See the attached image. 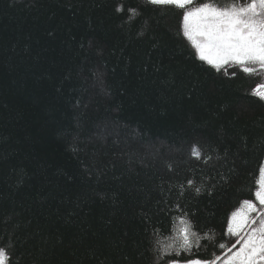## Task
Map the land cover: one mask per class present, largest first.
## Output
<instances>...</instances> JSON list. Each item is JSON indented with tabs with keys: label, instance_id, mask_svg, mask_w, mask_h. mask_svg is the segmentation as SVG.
Instances as JSON below:
<instances>
[{
	"label": "trees",
	"instance_id": "1",
	"mask_svg": "<svg viewBox=\"0 0 264 264\" xmlns=\"http://www.w3.org/2000/svg\"><path fill=\"white\" fill-rule=\"evenodd\" d=\"M182 16L147 0H0L10 264H163L185 214L202 247L169 261L231 245L264 165V71L201 60Z\"/></svg>",
	"mask_w": 264,
	"mask_h": 264
},
{
	"label": "snow or ice",
	"instance_id": "2",
	"mask_svg": "<svg viewBox=\"0 0 264 264\" xmlns=\"http://www.w3.org/2000/svg\"><path fill=\"white\" fill-rule=\"evenodd\" d=\"M147 3L183 10V35L191 41L199 58L217 70L232 64L249 76L256 74L257 69L264 71V0H208L198 6H190L193 0H147ZM130 11L135 13V9ZM253 93L264 100V84L257 85ZM193 155L199 156L195 146ZM192 183L188 181L189 185ZM195 191L199 193L200 189ZM254 195L262 207L257 209L246 199L241 202L242 209L232 214L227 231L237 239L231 247L223 243L218 245L220 249L227 247V253L231 254L226 255L222 264H264V166L259 168ZM253 212L258 215L251 216ZM186 217L187 214L178 218V229L173 222L178 245L161 246L163 264H176L167 257L190 254L202 247L200 235ZM220 261L221 256L217 255L205 260H189L187 264H218ZM0 264H10L9 253L3 247H0Z\"/></svg>",
	"mask_w": 264,
	"mask_h": 264
},
{
	"label": "flooded vegetation",
	"instance_id": "3",
	"mask_svg": "<svg viewBox=\"0 0 264 264\" xmlns=\"http://www.w3.org/2000/svg\"><path fill=\"white\" fill-rule=\"evenodd\" d=\"M251 201L256 205L257 209H259V208L262 207V206L259 204V201L256 199V197H254ZM241 209H242V207H241L240 209H238L237 211H239V210H241ZM245 210H246V209H245ZM237 211H236V212H237ZM250 215H251V216H257L258 213H257V212H253V213H251ZM230 222H232V216H231V220H230ZM257 224H258V221H257ZM256 226H257V225H253V227H256ZM245 230H247V228H246ZM232 237H233V241H232L231 245H232L233 243H235V241H236V239H237L236 236H232ZM231 245H230L229 247H231ZM236 247L239 248V245H237ZM233 251H236V249H233ZM218 255L221 256V261L218 262V264H222V261L226 258V255H231V254H230V253H227V249H225L223 252H221V253L218 254ZM216 256H217V255H216Z\"/></svg>",
	"mask_w": 264,
	"mask_h": 264
},
{
	"label": "rangeland",
	"instance_id": "4",
	"mask_svg": "<svg viewBox=\"0 0 264 264\" xmlns=\"http://www.w3.org/2000/svg\"><path fill=\"white\" fill-rule=\"evenodd\" d=\"M199 56V55H198ZM112 131V129L110 128V127H108V126H104L103 127V137H112L113 138V136H114V139H115V135H113V133L111 132ZM192 148L193 147H191L190 148V151H192ZM183 264H187V263H183Z\"/></svg>",
	"mask_w": 264,
	"mask_h": 264
}]
</instances>
